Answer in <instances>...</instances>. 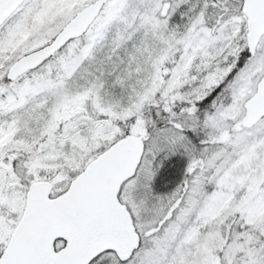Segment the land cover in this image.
<instances>
[{"label":"snow or ice","instance_id":"1","mask_svg":"<svg viewBox=\"0 0 264 264\" xmlns=\"http://www.w3.org/2000/svg\"><path fill=\"white\" fill-rule=\"evenodd\" d=\"M0 264H264V0H0Z\"/></svg>","mask_w":264,"mask_h":264}]
</instances>
